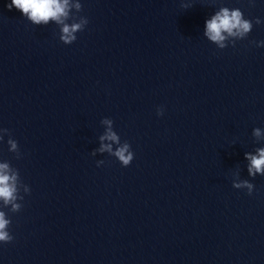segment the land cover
I'll return each instance as SVG.
<instances>
[{"label":"clouds","instance_id":"1","mask_svg":"<svg viewBox=\"0 0 264 264\" xmlns=\"http://www.w3.org/2000/svg\"><path fill=\"white\" fill-rule=\"evenodd\" d=\"M9 10L15 8L22 13L34 25H47L50 21H54L62 25V35L60 39L64 44H72L76 39V33L83 31L88 24V19L84 16L81 17L80 22L67 24L64 21L69 16V0H11L6 5ZM190 5H182V7H189ZM78 11L82 10V5L75 6ZM256 24H260L261 20L257 18ZM253 21L244 18L243 12L239 8L229 9L222 7L210 19L205 21V36L208 40L215 42L220 49L226 48L228 45L225 41L229 38L232 39V45H235L237 40H243L248 37L252 31ZM258 47L264 46V41H252ZM157 115H163V109H157ZM104 123L110 127L104 136L100 139L114 141L120 143V138L116 132L111 128L112 120H105ZM0 132L8 133L9 139L7 143L11 146V151L17 153V159L21 157L18 143L11 137V133L6 128H0ZM253 135L261 138V129L259 127L253 130ZM4 137L0 136V141ZM100 151H107L114 156L122 166L127 167L134 159V153L131 151L130 144L125 141L118 149L113 151L111 144H102ZM94 155V153H93ZM245 158L249 161L248 173L250 176L255 177L257 174L264 176V147H258L255 154L245 153ZM103 162H97V166ZM238 175V173H237ZM21 185L20 174L17 170L12 169L9 164H0V201L4 206H10V211L13 213L19 212L22 208L18 200H23L24 197L19 194V187ZM233 187L236 189H247L249 195L252 194L254 184L244 181H233ZM25 192L29 193L30 189L25 186ZM11 225L10 218L6 217V213L0 210V243L7 244L13 240V236L9 232Z\"/></svg>","mask_w":264,"mask_h":264}]
</instances>
